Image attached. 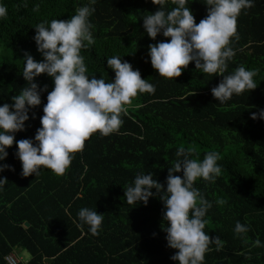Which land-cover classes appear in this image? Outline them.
I'll use <instances>...</instances> for the list:
<instances>
[{
  "label": "trees",
  "instance_id": "trees-1",
  "mask_svg": "<svg viewBox=\"0 0 264 264\" xmlns=\"http://www.w3.org/2000/svg\"><path fill=\"white\" fill-rule=\"evenodd\" d=\"M0 3L8 8L7 18L0 20L3 106L12 104V97L27 86L21 74L25 54L43 61L34 40L35 27L53 19L69 20L88 0ZM204 3L190 0L197 24L208 14ZM94 7L90 21L95 44L82 51L88 74L114 81L107 59L119 55L155 85V94L134 98L120 132L107 137L94 134L62 176L42 169L37 177H24L17 144L7 149L8 157L0 166L9 165L14 171L0 173L8 180L0 191V264H8L6 257L21 248L35 264L46 258L51 264H176L171 257L177 250L168 246L164 231L162 194L153 189L147 205H129L125 190L137 174L151 173L166 192L169 168L180 146H194L201 160L209 151L221 155L222 173L215 183L196 182L212 204L205 231L224 242L219 251L211 246L204 264H264V246H254L257 239L264 245V119H251L252 113L264 109V0H254L253 7L239 16L236 55L225 73L239 66L256 69L257 88L234 95L223 105L212 95L223 77L199 72L194 62L175 80L159 76L153 68L149 46L168 38L161 34L152 40L143 27L142 16L159 10L152 0H96ZM35 83L42 90V103L30 109L25 131L15 134L17 142L34 141L48 93L55 86L47 74ZM176 175L183 178V173ZM84 207L105 215L98 235H92L87 225L78 227L77 213ZM237 221L250 227L246 236L235 233Z\"/></svg>",
  "mask_w": 264,
  "mask_h": 264
},
{
  "label": "clouds",
  "instance_id": "clouds-1",
  "mask_svg": "<svg viewBox=\"0 0 264 264\" xmlns=\"http://www.w3.org/2000/svg\"><path fill=\"white\" fill-rule=\"evenodd\" d=\"M95 3L96 0H88L67 21L53 19L35 27L34 40L43 61L37 62L32 55L25 54L21 74L28 82L27 86L12 97V104L0 106V161L6 160L7 149L17 144L16 156L22 162L24 177L33 174L37 177L42 169L64 175L75 154L84 150L94 134L107 137L120 132L123 117L134 98L146 93L155 94V85L143 79L140 71L134 70L119 55L107 59L108 68L115 73L114 81L88 74L82 51L95 44L94 25L90 21ZM152 3L158 5L159 10L142 16L143 27L152 40L161 34L168 38L149 46L151 64L159 76L175 80L194 62L199 72L223 77L221 83L212 89L213 97L221 105L227 104L234 95L257 88L254 78L259 73L256 69L239 66L225 75L236 55L233 44L239 40L238 18L253 7L254 0H205L208 14L199 24L190 8V0H152ZM7 16L8 8L0 3V20ZM43 74L53 78L55 86L48 93L43 108L42 127L37 130L34 141L23 139L17 142L15 134L25 131L30 109L42 103V90L35 81ZM251 119H264V109L258 114L252 113ZM176 157L169 168L166 192L153 174L140 173L125 190L126 202L147 205L154 195L153 189L162 194L166 209V239L168 246L177 250L171 259L176 264H204L211 246L215 245L219 251L224 242L219 236L213 239L205 231L212 204L196 187V182L202 179L215 183L222 173L218 163L221 155L209 151L201 160L194 146H180ZM5 170L14 171L9 165L0 166V173ZM176 173H183V178ZM7 183V178H0V191ZM77 216L78 227L87 225L92 235L99 234L105 215L84 207ZM234 231L238 236H246L250 227L237 221ZM254 246L264 245L257 239ZM6 259L11 260V257Z\"/></svg>",
  "mask_w": 264,
  "mask_h": 264
},
{
  "label": "built area",
  "instance_id": "built-area-1",
  "mask_svg": "<svg viewBox=\"0 0 264 264\" xmlns=\"http://www.w3.org/2000/svg\"><path fill=\"white\" fill-rule=\"evenodd\" d=\"M8 257H11V260L6 259L8 264H12L13 261H14V264H35L33 258H31L28 261H24L23 258L19 257V255L16 252L9 254L6 258ZM40 264H51V260L46 258Z\"/></svg>",
  "mask_w": 264,
  "mask_h": 264
},
{
  "label": "rangeland",
  "instance_id": "rangeland-1",
  "mask_svg": "<svg viewBox=\"0 0 264 264\" xmlns=\"http://www.w3.org/2000/svg\"><path fill=\"white\" fill-rule=\"evenodd\" d=\"M16 253L19 255V257L23 258L24 261H28L31 259L30 253L25 249H18L16 250Z\"/></svg>",
  "mask_w": 264,
  "mask_h": 264
},
{
  "label": "bare ground",
  "instance_id": "bare-ground-1",
  "mask_svg": "<svg viewBox=\"0 0 264 264\" xmlns=\"http://www.w3.org/2000/svg\"><path fill=\"white\" fill-rule=\"evenodd\" d=\"M121 16V15H120ZM122 29V28H121ZM122 37V36H121ZM128 39V38H127ZM158 40V39H157ZM128 41H129V39H128ZM20 43V42H19ZM158 44V43H157Z\"/></svg>",
  "mask_w": 264,
  "mask_h": 264
},
{
  "label": "water",
  "instance_id": "water-1",
  "mask_svg": "<svg viewBox=\"0 0 264 264\" xmlns=\"http://www.w3.org/2000/svg\"><path fill=\"white\" fill-rule=\"evenodd\" d=\"M28 226V225H27Z\"/></svg>",
  "mask_w": 264,
  "mask_h": 264
}]
</instances>
